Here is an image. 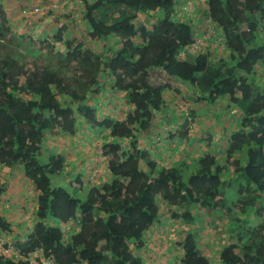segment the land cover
I'll return each instance as SVG.
<instances>
[{
    "label": "trees",
    "instance_id": "obj_1",
    "mask_svg": "<svg viewBox=\"0 0 264 264\" xmlns=\"http://www.w3.org/2000/svg\"><path fill=\"white\" fill-rule=\"evenodd\" d=\"M76 1L83 38L71 37L74 18L60 14L67 21L56 16V27L34 39L13 30L0 0V164L19 166L32 184L35 219L9 244L20 258L0 254V264H39L41 257L52 264H143L137 252L162 209L195 222V206L230 218L234 241L219 251V264H264V0H203L198 28L175 17L177 0ZM207 19L227 54L198 47L192 61L179 57L206 32ZM101 90L120 93L124 108L99 115L88 99L101 98ZM191 94L210 109L228 110L225 158L204 152L162 164L139 143L157 113L193 101ZM80 127L94 135L89 156L102 157L107 171L91 186L76 175L69 185L82 191L76 195L52 180L67 156L44 160L41 153L49 131L71 146ZM8 188L0 179V197ZM9 228L0 215V230ZM178 245L177 264H211L195 228Z\"/></svg>",
    "mask_w": 264,
    "mask_h": 264
},
{
    "label": "crops",
    "instance_id": "obj_2",
    "mask_svg": "<svg viewBox=\"0 0 264 264\" xmlns=\"http://www.w3.org/2000/svg\"><path fill=\"white\" fill-rule=\"evenodd\" d=\"M6 12L11 16L12 18V26L13 30L16 31V33L23 34L25 33V26H28V34L32 33L33 31H37L39 33L46 32L47 29L51 28V23L48 25L46 22H42L40 27V19H34L33 16L32 19H26L24 11H30V13H33L35 11H31L32 6L36 5V7L40 10L45 8V6L49 5L51 3L55 4H62V0H2ZM24 1V2H23ZM78 2V1H77ZM190 2V9H193L189 11L190 16H187V11L185 7L187 6V3ZM203 0H177L176 2V11L174 15L176 16L178 14H183L184 16H177L179 19L186 21H189L193 24L194 27L196 25H200V22L202 21V10H203ZM80 10V4L78 3ZM40 6V7H38ZM13 8V9H12ZM11 12V13H10ZM12 12L17 17L12 15ZM41 13V12H40ZM39 14V13H38ZM20 15V16H19ZM203 17V16H202ZM17 20V21H16ZM207 23H209V20ZM83 32L85 33V27L80 22ZM77 27V25H76ZM79 27V26H78ZM77 27V28H78ZM200 27V26H199ZM207 27V26H206ZM205 27V28H206ZM198 28V27H196ZM43 30V31H42ZM219 33V32H218ZM213 39H209V42L206 41L203 46H207L209 49H206V52L210 54V56H218L217 54H225L227 51L225 49V46L215 44ZM213 44L219 45L220 47H217L215 49L213 47ZM191 51V50H190ZM221 52V53H219ZM191 54L193 55L194 59V53L191 51ZM187 58V57H186ZM188 59V58H187ZM98 96H100L98 94ZM174 98V97H172ZM174 98V102H175ZM94 101H98L100 104V98H95ZM113 101V100H111ZM200 103V104H199ZM189 109V112H191L192 115L195 116L194 118L186 120L185 116L182 115L180 111L176 112L175 103L167 105L163 111L157 113L156 119L153 123L152 130L150 134L144 136L140 141V147L146 149L150 156L161 162L162 164L175 162L185 159V161L192 160L196 158L197 156L203 154L204 152H211L214 155L217 156V158L222 159L225 158V146L227 143V139L230 133V127L227 126V120H229L230 114L227 109L222 107H212L215 108L211 112L208 110L210 109L207 104L199 102L197 99H194L190 105H186ZM202 108V114H205L207 111L209 112V115L211 117L207 119H203L198 113L197 110L199 107ZM181 108V107H180ZM179 108V109H180ZM178 109V108H177ZM221 109L220 112H222V116L217 119V121L214 122L213 115L218 112V110ZM187 125L189 126V129H187V132L183 133H176V138L173 136L171 137L172 140L167 139L170 138V135H173L174 129H181V128H187ZM220 127V128H218ZM185 130V129H184ZM218 131L220 132H227L226 137L219 136L215 139L214 133ZM187 136V139L185 140V145H180V137ZM210 136V139H209ZM177 144H174L175 142ZM213 146V147H212ZM212 149V151L210 150ZM0 166V179L8 181L9 188L8 190L0 197V215H2L4 218H6V221L11 225V229L9 228V231H2L0 230V238L4 240H15L16 238L23 239L25 237V232L27 229L32 227L35 219L32 216V209H33V202H32V196H33V190H32V184L29 180H27L23 174L22 169L19 166H13L12 168H9L7 166L2 165ZM7 171L8 175L6 174L5 177L1 175V173ZM6 172V173H7ZM21 172L19 177H17V173ZM15 177L16 182H10L9 180H12ZM17 177V179H16ZM9 203H5L8 202ZM11 201V203H10ZM17 208V210H16ZM20 208V209H18ZM165 208V207H164ZM167 208V207H166ZM16 211H19L23 215L20 214V217H11L16 216ZM165 218H167L165 215L161 214L158 221L153 224V226L146 231L145 233V244L141 250L137 252L143 260V264H177V256L181 254V249L178 243L177 251L171 248L169 249L168 238H166V235L170 234V230L166 228L165 225ZM177 220V219H175ZM156 224H161L162 227L160 228ZM156 225V226H155ZM172 234V233H171ZM175 234H172V236ZM184 233H180V240H182ZM199 236L200 244L205 241L202 239L201 235ZM171 237V236H170ZM171 239H173L171 237ZM167 249V251H165ZM222 249V248H221ZM220 249V250H221ZM219 250V251H220ZM165 253H167V259L163 260V256ZM173 251V252H171ZM175 251V252H174ZM218 251V253H219ZM148 253V254H146ZM156 256H158L156 258ZM211 263V262H210Z\"/></svg>",
    "mask_w": 264,
    "mask_h": 264
},
{
    "label": "rangeland",
    "instance_id": "obj_3",
    "mask_svg": "<svg viewBox=\"0 0 264 264\" xmlns=\"http://www.w3.org/2000/svg\"><path fill=\"white\" fill-rule=\"evenodd\" d=\"M24 2V1H23ZM40 7V6H38ZM79 5L77 3L76 0H62V4H55V3H51L47 6H45V8H43L42 10L38 9L36 7V5L32 6L31 11H35L33 13H30V11H24L26 19H30L31 16L34 17V19H40V27L42 22H46L48 25L51 23V25L54 27L57 22H55L54 18H56V16H60V20L58 22H65L67 21L66 17L64 18L61 15H68L71 16L72 18H74V21L72 23H69L70 25V35L71 37H79V38H83V28L81 26V24H79V13L80 10L78 9ZM13 9V8H12ZM81 9V8H80ZM41 12V13H40ZM187 16H190L189 10L187 11ZM11 13V12H10ZM39 13V14H38ZM61 14V15H60ZM12 15L14 16H18L17 14L15 15L12 12ZM20 16V15H19ZM184 16L183 14H178L175 16ZM141 21H144L145 23H149V18H144L141 16ZM32 19V17H31ZM17 21V20H16ZM151 21V20H150ZM201 23V22H200ZM77 25V27H76ZM208 23H206L205 26H207ZM200 25H196V27H199ZM56 27V26H55ZM28 26H25V29H27ZM28 31V30H26ZM43 31V30H42ZM67 32V31H66ZM65 32V33H66ZM17 34H20L17 32ZM38 34H40L37 31H33L32 33L28 34L27 36L31 35V38L33 37L34 39L38 38ZM21 35V34H20ZM42 35V34H41ZM89 43L91 44L92 42L89 41ZM205 47V46H204ZM207 49H209L208 47H206ZM55 50L58 52H63L64 51V47L62 46V44H56L55 45ZM219 51V49H218ZM221 53V52H220ZM227 54V51L225 52V55ZM219 55V54H217ZM186 57L188 58L189 61L193 60V55L191 54L190 49H188V52L186 53ZM99 94H101V98H100V102L101 104L98 103V101H94L95 97L91 96L88 100H89V104L93 105L94 107H96L97 112L99 115H106L108 113L111 114L112 109L111 107L113 105L119 106V108H124V105H122V95L120 93L117 92H108V93H104L103 90H101V93L99 92ZM196 94L192 95L193 98L196 97ZM104 99V100H103ZM195 99V98H194ZM103 100V101H102ZM111 100H113L111 102ZM192 102V100H190V102H185L184 104H178L181 108L180 110L185 112L187 118L186 120H188L190 122L189 119L192 120V118H194L195 116V112L194 115L191 114V112H189V109L186 105H190V103ZM200 104V103H199ZM177 105V106H178ZM202 106L199 107L197 110V113L203 118V119H207L208 117L210 118L211 115H209V112L207 111L205 114H202ZM204 109V108H203ZM215 108H212V110ZM211 112V109H208ZM176 112H178V109L176 108ZM179 113V112H178ZM220 128V127H218ZM185 129V130H184ZM187 129H189V126L187 125V128H181V129H174V133H173V137L176 138V133H183V132H187ZM88 133L90 132H86L83 127H80L77 129L76 131V135L73 137V143L76 145H71L68 143L69 139L64 136V135H60L59 133L55 132V131H49L44 143V147L41 153V158L46 160L47 157L49 155L52 154H64L67 156L66 160H65V164L64 167L62 169V172L58 175H54L52 177V180L54 182L55 185H62L65 188L69 189L70 191H73L76 195H81L82 191L80 189H71V183L74 182V179L76 177V175H81L80 177H82V179L84 180H88V182L90 183L89 185H93L92 182H95L94 184H99L103 181V177L107 171L106 168V161L102 158V157H91L89 156L90 152L89 150L91 149V147L94 146V135L92 136L91 139L88 138ZM227 132L224 131L220 132L217 130L216 133H214L213 135H215V139L219 136L226 137ZM187 136H182L180 137V145L184 146L185 145V140L187 139ZM172 140V138H167ZM174 144H177L176 141L173 142ZM76 146V147H75ZM140 146V143H139ZM213 147V146H212ZM212 151V149H210ZM89 156V157H88ZM1 167H3L0 164ZM7 171L1 173L2 177L4 175L7 174ZM100 172V173H99ZM21 172L17 173V177H19ZM99 173V175H98ZM105 173V174H104ZM16 177V179H17ZM96 177V178H94ZM108 176H105V179H107ZM15 177L12 180H9L11 183L12 182H16L14 181ZM92 180V182H91ZM70 185V186H69ZM88 184H85V186H87ZM88 185V186H89ZM5 203H9L5 202ZM11 203V201H10ZM12 204V203H11ZM20 209V208H18ZM196 209V216H197V220L195 222H184L182 220H175L172 216V209L169 208H163L162 209V214L165 215L167 218H165V225L166 228H168L170 230V234L166 235L168 238V245H169V249L171 248L172 250L174 249L175 251H177V243L179 242V238H180V233H186L189 229H194L196 230V233L198 235H201V237H203L202 239H204L205 241H203L201 243V251L204 255H206L209 259L211 264H219V258H218V251L225 245V244H229L231 242L234 241V239L231 237L230 235V231L228 230L229 228V223H230V218L226 215V214H218L215 213L213 211H209L206 208H202V207H197L195 206ZM17 210V208H16ZM16 216H11V217H20V214L23 215L22 213H20L19 211H16ZM253 220L255 222L260 220V216L258 217H254ZM157 226H159L160 228L162 227L161 224H156ZM155 225V226H156ZM175 234L172 236V234ZM173 239H171V237ZM179 239V240H178ZM0 240L3 243H9L11 242V240H4L2 238H0ZM167 251V249L165 250ZM165 251H163L164 256H163V260H166L167 258V253H165ZM174 251V252H175ZM173 252V251H171ZM148 254V253H146ZM158 256H156L157 258Z\"/></svg>",
    "mask_w": 264,
    "mask_h": 264
},
{
    "label": "built area",
    "instance_id": "obj_4",
    "mask_svg": "<svg viewBox=\"0 0 264 264\" xmlns=\"http://www.w3.org/2000/svg\"><path fill=\"white\" fill-rule=\"evenodd\" d=\"M190 2L187 3V6L185 7L186 10H193V9H190ZM208 22V21H207ZM213 39L214 43L215 44H220V45H224V38H223V35H221L220 33H218V31L215 29V27L213 26L211 20L209 21L207 27H206V32L203 33L200 37H196L195 38V42L194 44L192 45V47H189L188 49H190L193 53L195 52V49H197L198 47H202L205 51H206V47L207 46H203L205 44V42L207 41V39ZM212 41V42H213ZM213 47L215 49H217L218 51V48L217 46H215L213 44ZM188 49H183V50H180V52L178 53V56L181 57V58H186V53L188 52ZM220 53V52H219ZM9 243H3L1 240H0V254L1 255H8V256H13V257H17V258H20V254L18 253L17 250H14L13 246L9 245ZM33 257H40L39 254L36 252L33 254ZM33 257L31 258V262L34 261ZM39 264H52V262L49 260V259H45L43 257L40 258V262Z\"/></svg>",
    "mask_w": 264,
    "mask_h": 264
}]
</instances>
